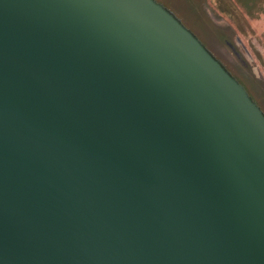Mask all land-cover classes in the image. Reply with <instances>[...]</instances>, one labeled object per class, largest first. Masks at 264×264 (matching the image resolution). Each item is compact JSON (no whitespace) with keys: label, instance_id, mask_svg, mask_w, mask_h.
Instances as JSON below:
<instances>
[{"label":"water","instance_id":"obj_1","mask_svg":"<svg viewBox=\"0 0 264 264\" xmlns=\"http://www.w3.org/2000/svg\"><path fill=\"white\" fill-rule=\"evenodd\" d=\"M0 264H264V113L156 0H0Z\"/></svg>","mask_w":264,"mask_h":264},{"label":"rangeland","instance_id":"obj_2","mask_svg":"<svg viewBox=\"0 0 264 264\" xmlns=\"http://www.w3.org/2000/svg\"><path fill=\"white\" fill-rule=\"evenodd\" d=\"M156 1L201 41L264 113V34L253 30L239 11L225 15L218 0Z\"/></svg>","mask_w":264,"mask_h":264},{"label":"crops","instance_id":"obj_3","mask_svg":"<svg viewBox=\"0 0 264 264\" xmlns=\"http://www.w3.org/2000/svg\"><path fill=\"white\" fill-rule=\"evenodd\" d=\"M218 6L225 15L239 11L248 19L253 30L264 34V0H218Z\"/></svg>","mask_w":264,"mask_h":264},{"label":"flooded vegetation","instance_id":"obj_4","mask_svg":"<svg viewBox=\"0 0 264 264\" xmlns=\"http://www.w3.org/2000/svg\"><path fill=\"white\" fill-rule=\"evenodd\" d=\"M232 75V74H231ZM248 92V91H247ZM249 94V93H248ZM250 95V94H249ZM253 99V98H252Z\"/></svg>","mask_w":264,"mask_h":264}]
</instances>
